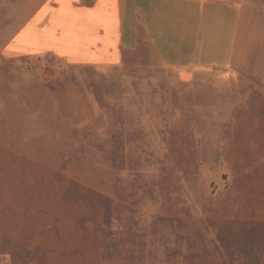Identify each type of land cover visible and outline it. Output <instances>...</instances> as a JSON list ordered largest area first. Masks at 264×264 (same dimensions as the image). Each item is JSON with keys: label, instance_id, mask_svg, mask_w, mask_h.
Returning <instances> with one entry per match:
<instances>
[{"label": "rangeland", "instance_id": "374dc122", "mask_svg": "<svg viewBox=\"0 0 264 264\" xmlns=\"http://www.w3.org/2000/svg\"><path fill=\"white\" fill-rule=\"evenodd\" d=\"M129 56L3 69L0 264H264V90Z\"/></svg>", "mask_w": 264, "mask_h": 264}, {"label": "crops", "instance_id": "0c3cea01", "mask_svg": "<svg viewBox=\"0 0 264 264\" xmlns=\"http://www.w3.org/2000/svg\"><path fill=\"white\" fill-rule=\"evenodd\" d=\"M143 46L190 75L209 74L202 65L216 55L223 81L264 90V59L255 54H264V0H0V76L51 56L115 68Z\"/></svg>", "mask_w": 264, "mask_h": 264}]
</instances>
